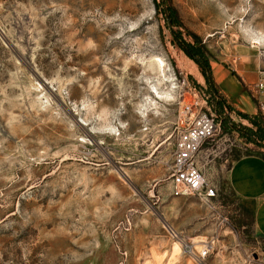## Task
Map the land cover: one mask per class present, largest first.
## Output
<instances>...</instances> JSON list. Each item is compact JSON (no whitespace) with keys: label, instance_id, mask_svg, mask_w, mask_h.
<instances>
[{"label":"rangeland","instance_id":"obj_1","mask_svg":"<svg viewBox=\"0 0 264 264\" xmlns=\"http://www.w3.org/2000/svg\"><path fill=\"white\" fill-rule=\"evenodd\" d=\"M178 31L198 35L220 93L256 111L264 0H0V264H264V238L226 178L262 146L224 126L249 120L226 95L232 108H215ZM187 87L219 119L199 159L216 189L207 202L171 191Z\"/></svg>","mask_w":264,"mask_h":264},{"label":"built area","instance_id":"obj_2","mask_svg":"<svg viewBox=\"0 0 264 264\" xmlns=\"http://www.w3.org/2000/svg\"><path fill=\"white\" fill-rule=\"evenodd\" d=\"M257 110L264 117V69L258 71L251 87ZM206 99L187 87L183 90L175 120L174 146L170 165L171 191L173 195H197L208 201L216 195V189L208 183L199 165L204 141L212 139L219 129V119L203 109ZM172 235L176 232L171 229ZM213 240L206 239L200 255H207Z\"/></svg>","mask_w":264,"mask_h":264},{"label":"crops","instance_id":"obj_3","mask_svg":"<svg viewBox=\"0 0 264 264\" xmlns=\"http://www.w3.org/2000/svg\"><path fill=\"white\" fill-rule=\"evenodd\" d=\"M223 94L229 98L224 91ZM231 103L249 114L257 111H245L237 103ZM260 148V151L241 154L232 160L226 178L229 188L242 200V205L250 209L255 232L264 238V149ZM203 154L201 150V156Z\"/></svg>","mask_w":264,"mask_h":264},{"label":"trees","instance_id":"obj_4","mask_svg":"<svg viewBox=\"0 0 264 264\" xmlns=\"http://www.w3.org/2000/svg\"><path fill=\"white\" fill-rule=\"evenodd\" d=\"M164 11L166 13L168 12L167 19L170 23H174L176 25L180 24L178 18L176 17V15H174V12L171 9V7L169 6L166 7ZM187 32L192 36L193 40L187 39L185 36H183L181 32H179L178 34L174 33V36L191 56H193L195 59H197L199 62H201L205 66L207 81L213 92L211 96L215 98V108L218 110H223L224 108L230 110L232 106L227 103L225 99V95H222L213 83V79L209 71L210 64H209L208 58L205 57V55L203 54L204 51L201 48L202 45L201 46L196 45V42L199 41L198 35L190 31H187ZM195 85L197 87L201 86L199 83H195ZM236 112H238V114H242V116L244 117H247L249 120V124L243 123L242 125H240L237 123L238 121L236 119L233 118L231 120L229 116H225L223 118L224 126L225 127H235L238 130L239 135L244 140L256 142L258 145L262 146V148L264 149V118L254 116L252 114H249L247 112H244L238 109H236ZM248 211L251 215V211L249 208H248Z\"/></svg>","mask_w":264,"mask_h":264},{"label":"bare ground","instance_id":"obj_5","mask_svg":"<svg viewBox=\"0 0 264 264\" xmlns=\"http://www.w3.org/2000/svg\"><path fill=\"white\" fill-rule=\"evenodd\" d=\"M262 42V40L260 39V38H255V44L256 43H258V42ZM159 61V60H158ZM160 62H162V61H160ZM160 62H158L159 64H160ZM162 65V64H161ZM159 67H161L160 65H158ZM156 93H157V95L159 94V92H157L156 91ZM159 96H160V94H159ZM162 97V96H161ZM180 240V242H181V245H182V247H183V250H185V251H187V252H189V253H191V254H194V247H196V244H195V246L193 245V244H190V243H187V242H184L182 239H179ZM196 241H200V239H197ZM194 242V241H193Z\"/></svg>","mask_w":264,"mask_h":264}]
</instances>
